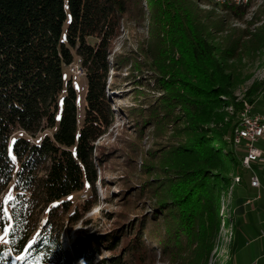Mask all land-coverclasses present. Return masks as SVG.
Masks as SVG:
<instances>
[{"label": "rangeland", "instance_id": "374dc122", "mask_svg": "<svg viewBox=\"0 0 264 264\" xmlns=\"http://www.w3.org/2000/svg\"><path fill=\"white\" fill-rule=\"evenodd\" d=\"M189 1L199 10L203 27L211 32L210 41L219 44L225 38L243 37L244 41L253 36L258 38L254 54L243 51L239 59L226 61L234 76L232 97L235 99L232 100H243L242 107L231 103L215 108L214 113L220 115V122L215 125L208 121L206 99L196 98L191 102L192 106H198L199 114L197 109L191 111L178 103L191 97L179 88L168 70L174 67L183 72L191 61L189 54L179 49L186 36L180 29L182 11L168 7L162 0H141L123 15L117 35L108 47L107 95L113 120L107 132L95 142L93 163L97 180L93 196L96 204L86 212L79 208V220L65 221L60 231V242L74 259H77L74 247L80 248L90 238H102L109 240L100 246L98 253L94 250L81 253L82 261L102 264L103 259L119 258L121 262L117 264L264 263V210L253 209L264 205V155L253 164L260 180V186L253 188L249 185L251 171L241 164L242 148L226 143L232 140L236 126L230 138L224 135L223 141L210 143L221 151L223 165L210 170L207 166L209 138L214 137L210 130L222 128L227 122L234 124L247 107L249 112L258 113L255 101L250 105L244 92L252 83L264 81V0H248V12L241 17L211 2ZM71 66L63 68V75L65 79L71 78L75 89L80 125L86 79L84 73L75 76L71 70L75 62ZM155 77H160L159 90L152 87ZM219 97L222 101H231L224 95ZM201 101L203 104H199ZM44 133L49 130L35 136L16 130L9 145L16 137L36 142ZM256 146L264 150V138ZM197 167L205 169L207 189L210 180L217 190L212 197L219 205L220 224L210 250L209 230L207 242L199 248L196 226L187 225V229L194 231L193 236L185 234L179 227L177 208L173 205V200L188 188L189 175L185 171ZM13 194L10 186L0 195L4 207ZM258 194L261 198H257ZM89 195L85 186L65 199L80 205ZM5 234L6 231H0V242ZM116 234L117 242L110 241ZM136 240H140L142 249L136 250L133 258L124 248Z\"/></svg>", "mask_w": 264, "mask_h": 264}, {"label": "trees", "instance_id": "16d2710c", "mask_svg": "<svg viewBox=\"0 0 264 264\" xmlns=\"http://www.w3.org/2000/svg\"><path fill=\"white\" fill-rule=\"evenodd\" d=\"M199 1L218 5L213 0ZM139 2L141 0H0V195L10 186L14 192L6 207L0 202V231H6L0 242V264H87L79 255L93 250L98 253L100 246L109 240L87 239L80 248L74 247L77 256L74 259L62 246L60 231L65 221L79 220V208L86 212L96 204L93 196L97 180L93 163L95 142L107 132L113 120L107 95L108 47L117 35L122 16ZM162 2L183 12L180 29L186 36L179 49L191 58L183 72L175 71L174 67L168 69L179 88L191 96L178 103L191 111L197 109L199 114L198 106H192L191 102L196 98L206 99L208 121L217 125L220 115L214 113L215 108L231 103L242 107L243 104V100L233 101L234 76L226 61L239 59L243 51L254 54L258 38L253 36L245 41L243 37L225 38L219 44L214 43L193 3L189 0ZM218 6L241 17L248 12L250 4ZM210 26L211 23L209 29ZM77 59L86 79L80 125L75 89L71 78L65 79L63 75V68L68 69ZM159 79H153L152 87L156 90L161 88ZM262 87L264 81L254 82L245 90L244 96L250 105ZM220 95L231 101H222ZM230 124L227 122L222 128L210 130L214 137L209 138V170L223 165L221 151L210 143L223 141L224 135L230 138L238 118ZM16 130L30 136L45 130L49 133H44L36 142L16 137L9 145ZM226 143L231 146L230 140ZM186 171L188 188L173 200L178 224L189 236H193L194 231L187 229V225L196 226L199 248L209 236L210 250L220 224L219 205L212 197L217 190L210 180L207 189L204 168ZM85 186L90 195L80 205L65 199ZM139 234L142 235L141 231ZM111 240L117 242V234ZM140 244V240L128 244L124 248L126 254L136 257L134 252L142 249ZM118 262H121L119 258L102 260V264Z\"/></svg>", "mask_w": 264, "mask_h": 264}, {"label": "built area", "instance_id": "2783aa9c", "mask_svg": "<svg viewBox=\"0 0 264 264\" xmlns=\"http://www.w3.org/2000/svg\"><path fill=\"white\" fill-rule=\"evenodd\" d=\"M246 0H234L231 4H245ZM75 62L76 75H81L84 70L80 66V60ZM81 73V74H80ZM264 138V115L260 113L249 112L247 107L240 113L238 125L233 134L231 143L235 148H242L243 157L241 160L242 167L250 170L249 185L251 187H259L260 180L253 170V164L262 158L264 152L261 148L256 146V143ZM248 202H250L248 200Z\"/></svg>", "mask_w": 264, "mask_h": 264}, {"label": "crops", "instance_id": "0c3cea01", "mask_svg": "<svg viewBox=\"0 0 264 264\" xmlns=\"http://www.w3.org/2000/svg\"><path fill=\"white\" fill-rule=\"evenodd\" d=\"M255 104H256V107H257V112L264 115V90L261 91L259 93V95L256 97L255 99ZM262 149V148H261ZM263 150V149H262ZM264 152V150H263ZM253 188H258V187H253ZM257 198H261V196L258 194L257 195ZM250 203V202H249ZM248 203V204H249ZM247 204V203H246ZM254 210H264V205L260 204V205H256L255 208H253ZM251 211H253L251 209ZM264 264V263H263Z\"/></svg>", "mask_w": 264, "mask_h": 264}, {"label": "bare ground", "instance_id": "6f19581e", "mask_svg": "<svg viewBox=\"0 0 264 264\" xmlns=\"http://www.w3.org/2000/svg\"><path fill=\"white\" fill-rule=\"evenodd\" d=\"M215 3H217L218 5H239V4H231V3H234V0H213ZM248 0H246V2H247ZM245 2V3H246ZM74 63V62H73ZM72 63V64H73ZM69 67H72L71 66V64L69 65ZM74 69H75V67H74ZM74 69L73 68H71V70L75 73V76H78V75H76V72L74 71ZM74 75V74H73Z\"/></svg>", "mask_w": 264, "mask_h": 264}]
</instances>
